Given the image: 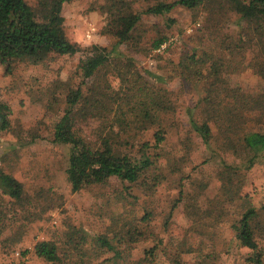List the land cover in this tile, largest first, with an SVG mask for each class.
Returning <instances> with one entry per match:
<instances>
[{"label": "rangeland", "instance_id": "374dc122", "mask_svg": "<svg viewBox=\"0 0 264 264\" xmlns=\"http://www.w3.org/2000/svg\"><path fill=\"white\" fill-rule=\"evenodd\" d=\"M212 1L208 11L174 7L162 16L142 14V53L133 55L136 65L150 76L149 79L157 77L156 83L166 88L175 102L174 111L164 116L167 138L160 144L164 158H159L156 170L166 178L154 188L141 185L125 188L117 178L111 177L102 184L76 192L71 190L65 173L69 148L53 143L51 139L53 125L65 108L66 93L69 87L75 88L79 83L76 65L83 52L72 56L49 55L39 62L29 58L14 60L8 71L0 65V102L10 107L13 130L0 131V171L23 184L22 199L18 201L0 189V264L14 260L15 250L25 251V264H51L33 253V245L47 239L58 242L65 224L80 226L93 237L103 232L112 233L111 228L117 229L112 227L113 220L119 217L131 220L145 211L152 215L147 230H153L164 240V247L162 245L158 250L164 248L165 254L170 248L182 252L183 259L190 261L201 253L213 252L218 256L216 264H249L246 258L250 249L234 238L232 220L246 207H259L264 201V159L255 160L246 169L252 153L245 150L238 139L243 131H264V78L255 65L258 55L263 53L261 46L264 43L253 25L238 19V15L224 8L221 0ZM102 4L104 0L65 3L62 15L66 35L82 47L103 46L110 52V57L120 52L132 55L133 50L127 51L124 45L116 44L112 36L103 32L106 15L101 9ZM149 4L147 0H135L133 8L142 12ZM159 35H167V41L151 53L144 52L149 40ZM236 45L239 48L235 55L220 51L223 47ZM190 49L199 54L210 51L215 56L219 50L225 55L222 79L226 83L219 85L226 90L222 89L216 95L217 101H212L215 108L208 107L203 100L206 94L202 80L185 81L170 71L172 61ZM156 52L160 53V58L154 55ZM106 74L98 78L100 87L118 88V77L111 72ZM85 85L93 83L86 80L82 86ZM235 92L249 94L252 109H246L230 130L224 120L211 117L217 123L210 124L213 138L208 149L194 130L192 120L200 123L210 118L213 109L219 110L221 116L229 117L227 110L234 107L237 112L232 118L237 120L241 103H234ZM27 130L36 131L40 137L26 143ZM153 130L137 135L134 145L138 147V143L145 140L152 142ZM18 133L22 134L21 139L14 135ZM221 156L226 162L242 165L238 178L231 185L221 179ZM172 162L178 166L175 171L171 170ZM147 182L151 181L147 179ZM180 190L183 199L176 203ZM216 202V209L221 206L225 217L212 229L202 226L195 231L194 226H199L194 225L192 230L185 206L192 203L205 210L217 206ZM216 209L214 212L218 211ZM170 211L172 215L168 222ZM260 216L262 228L257 230L256 240L264 251V213ZM212 218H216L214 214ZM178 241L183 245H178ZM152 245L151 237L137 243L132 258H140L144 249ZM109 255L92 258V262ZM156 264H169L163 252L158 254Z\"/></svg>", "mask_w": 264, "mask_h": 264}, {"label": "trees", "instance_id": "16d2710c", "mask_svg": "<svg viewBox=\"0 0 264 264\" xmlns=\"http://www.w3.org/2000/svg\"><path fill=\"white\" fill-rule=\"evenodd\" d=\"M31 1L33 4L28 0H0V65L8 71L11 63L18 59L29 58L33 62H39L49 55L72 56L78 52L84 53L76 65L79 83L75 88L69 87L65 96V108L53 125L51 139L53 143L66 145L69 148L65 173L71 190L76 192L91 185L102 184L111 177L117 178L125 188L131 189L132 185L154 188L166 178L160 170H156L159 158H164V152L160 153L162 151L160 144L167 138L168 126L164 122V116L174 111L175 102L171 93L156 83L157 77L153 76V79H149L150 76L142 73L136 65L137 60L133 55L142 53L140 47L143 44L142 14L162 16L174 7H183L189 11L204 8L208 11L213 1L147 0L150 4L141 12L133 8L135 0H104V4L101 5L106 15L103 32L112 36L116 44L124 45L127 51L133 50L132 55L120 52L113 57H110V52L103 46L92 44L89 47H82L68 38L63 27L62 10L64 4L72 0ZM221 1L224 2L222 3L224 8L238 15V19L253 25L256 33H259L261 42L264 43V0ZM241 32L248 33L246 30ZM167 39V35L151 38L144 52L151 53ZM263 47L264 44L261 48ZM238 48V45L223 47L220 51L235 55L238 53ZM220 51L217 50L216 56L210 51H203L202 54L194 49L184 51L176 61H172L170 69L174 73L173 76L185 81L202 80L206 94L203 100L210 108L216 106L212 102L217 101L216 95L222 89L226 90L219 85L226 83L224 78L222 79L225 55ZM154 55L160 58L159 52ZM255 65L264 78V50L262 55H258ZM107 72L118 77L120 84L118 88L114 89L109 85L105 88L100 87L98 78ZM86 80H90L93 85H85L84 88L82 85ZM233 101L241 103L237 120L232 118L237 112L236 107L227 110L230 112L229 117L226 114L221 116L219 110L213 109L210 118L200 123L192 120L194 130L199 133L208 149L211 148L210 142L213 138L210 124L217 123V120L211 117L224 120L230 130L233 124L238 123L246 109L249 107L252 109L249 105L252 103L249 94L241 95L235 92ZM10 113L8 104L0 102V131L13 132ZM152 128L154 129L152 142L138 141V147L135 146L136 136ZM14 135L18 139L22 137L21 133ZM26 135L29 136L26 143H31L40 137L36 131L27 130ZM238 139L241 146L252 153L247 160L246 169H249L255 160L264 159V131H243ZM134 147H136L135 151H133ZM155 149H158V152L154 153ZM212 152L215 153L213 150ZM172 165L171 170L175 171L178 167L176 162H172ZM220 166L221 179L231 185L238 178V171L242 165L226 162L222 157ZM223 175L225 178H222ZM147 179L151 182L148 183ZM0 189L3 194L16 201L22 199L23 184L14 176L2 171H0ZM182 199L183 191L180 190L176 203ZM217 207L218 203L217 206L213 205V208L204 210L196 204H187L185 213L191 220L190 228L193 230L194 225L199 226H194L195 231L202 226L207 229L214 228L215 223L226 215L221 206L219 207L221 210L216 209ZM215 209L218 211L214 212ZM263 213L264 201L259 207H246L232 220L234 238L241 246L250 249L251 253L246 258L249 264H264V251L256 240L257 230L260 231L262 228L260 215ZM213 214L215 220L212 218ZM171 215L170 211L168 222ZM151 219L152 215L146 211L131 220L119 217L112 221V227L118 229L111 228L113 234L103 232L93 237L84 228L68 223L65 224L58 242L52 239L40 240L33 245V253L51 264H106V262L156 264L158 254L161 252L166 255L169 264L217 263L218 256H214L213 252L201 253L197 258L188 261L183 259L182 252L169 248V252L165 254L164 248L158 250L160 246L164 247V240L153 230H147ZM149 237L153 240V245L144 249L140 258L133 259L132 250L136 244L147 241ZM179 243L178 241V245H183ZM24 252H21L23 256ZM107 253L110 255L105 259L92 262V258L98 259Z\"/></svg>", "mask_w": 264, "mask_h": 264}, {"label": "built area", "instance_id": "2783aa9c", "mask_svg": "<svg viewBox=\"0 0 264 264\" xmlns=\"http://www.w3.org/2000/svg\"><path fill=\"white\" fill-rule=\"evenodd\" d=\"M13 257H14V260H10L3 264H23V261L25 260V256H23L19 250H15L13 252Z\"/></svg>", "mask_w": 264, "mask_h": 264}]
</instances>
